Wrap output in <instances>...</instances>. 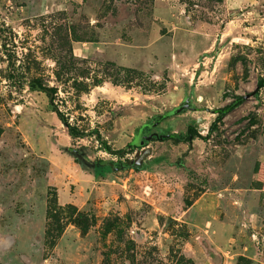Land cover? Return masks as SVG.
Masks as SVG:
<instances>
[{"label": "rangeland", "instance_id": "374dc122", "mask_svg": "<svg viewBox=\"0 0 264 264\" xmlns=\"http://www.w3.org/2000/svg\"><path fill=\"white\" fill-rule=\"evenodd\" d=\"M262 78L264 0H0V264H264Z\"/></svg>", "mask_w": 264, "mask_h": 264}, {"label": "trees", "instance_id": "16d2710c", "mask_svg": "<svg viewBox=\"0 0 264 264\" xmlns=\"http://www.w3.org/2000/svg\"><path fill=\"white\" fill-rule=\"evenodd\" d=\"M10 76L14 77L15 75L13 73V75L11 74ZM24 85H28L30 90H33V91L36 90V91L42 92L48 97L50 108L54 112L57 113L58 117L67 126L69 134L74 140L84 138L88 136L89 134H91L83 130L79 125L73 124L69 121L67 115L63 112V110L60 108L57 102L59 98V87L56 84L51 83V78L49 77V75L40 74V75L33 76L32 78L28 79ZM261 88H264V78H262L257 84V89L259 90ZM242 100H244L243 96L238 97L232 103L226 105L225 107L219 108L218 109L219 115L217 119L213 122L210 131L214 130V128L217 125L218 120H220L223 116H225L228 112L233 110L235 107L240 105ZM95 132L97 133L96 136H97V139L100 140V144L102 148L110 154L123 157L128 152V148L132 147V145L128 144L124 148L115 149L108 143L106 138L102 137V135L100 134L98 130H96ZM196 137H201V134L196 127H194L193 125H190L186 133L180 136H177V137L175 136V139L182 141V142H187V141L193 140ZM100 164L112 165L113 163L110 161L100 160Z\"/></svg>", "mask_w": 264, "mask_h": 264}, {"label": "water", "instance_id": "95a60500", "mask_svg": "<svg viewBox=\"0 0 264 264\" xmlns=\"http://www.w3.org/2000/svg\"><path fill=\"white\" fill-rule=\"evenodd\" d=\"M150 152V149L148 148V149H146V151H145V155L147 154V153H149Z\"/></svg>", "mask_w": 264, "mask_h": 264}]
</instances>
